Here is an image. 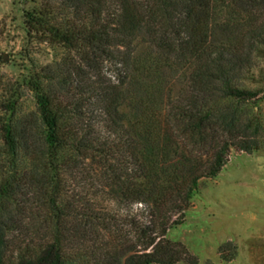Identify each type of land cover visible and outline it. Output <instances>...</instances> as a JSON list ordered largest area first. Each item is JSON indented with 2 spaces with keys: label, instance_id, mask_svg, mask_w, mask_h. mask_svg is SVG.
I'll list each match as a JSON object with an SVG mask.
<instances>
[{
  "label": "trees",
  "instance_id": "16d2710c",
  "mask_svg": "<svg viewBox=\"0 0 264 264\" xmlns=\"http://www.w3.org/2000/svg\"><path fill=\"white\" fill-rule=\"evenodd\" d=\"M29 2L26 39L61 57L0 83V264H197L167 235L230 151L264 146V0ZM90 172L150 220L69 194Z\"/></svg>",
  "mask_w": 264,
  "mask_h": 264
},
{
  "label": "rangeland",
  "instance_id": "374dc122",
  "mask_svg": "<svg viewBox=\"0 0 264 264\" xmlns=\"http://www.w3.org/2000/svg\"><path fill=\"white\" fill-rule=\"evenodd\" d=\"M30 6L29 0H0L2 86L25 75L26 69L33 65L41 67L61 57L60 51L30 44L26 39L21 30L22 9ZM251 75L248 87L261 89L264 86V60L257 62ZM258 98L259 106L255 111L264 125V89ZM24 103L26 108L32 107L29 93H25ZM261 136L264 143V132ZM95 175L92 172L81 175V180L70 186L69 194L84 195L89 202L114 213L121 209L119 218L122 222L128 217L129 224L131 219L135 223L150 220L144 206L134 205L126 210L125 206L117 204L106 185L95 180ZM119 228L122 234L132 235L130 225ZM167 236L182 244L197 264H264V146L252 154L230 151L219 176L200 182L185 213L184 223L170 230ZM108 239L109 234L102 236V242ZM226 242H232L237 249L236 258L231 262H224L219 257L218 249Z\"/></svg>",
  "mask_w": 264,
  "mask_h": 264
}]
</instances>
